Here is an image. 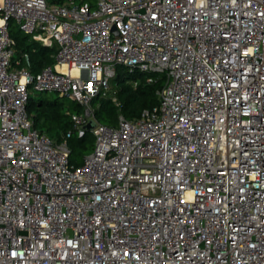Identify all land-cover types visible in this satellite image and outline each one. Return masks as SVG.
<instances>
[{
	"label": "built area",
	"instance_id": "2783aa9c",
	"mask_svg": "<svg viewBox=\"0 0 264 264\" xmlns=\"http://www.w3.org/2000/svg\"><path fill=\"white\" fill-rule=\"evenodd\" d=\"M10 21L54 63L20 66ZM119 68L164 83L108 126ZM47 91L81 108L60 141L28 112ZM0 264H264V0H0Z\"/></svg>",
	"mask_w": 264,
	"mask_h": 264
},
{
	"label": "trees",
	"instance_id": "16d2710c",
	"mask_svg": "<svg viewBox=\"0 0 264 264\" xmlns=\"http://www.w3.org/2000/svg\"><path fill=\"white\" fill-rule=\"evenodd\" d=\"M65 0H52L53 3H63ZM84 2L88 0H75ZM11 22V21H10ZM9 22V25H10ZM11 37L15 40V58L20 60V66H28L33 74L38 73L43 67L54 63V56L57 52L56 46L44 47L36 41H28L27 36L20 35L19 31L10 30ZM27 54V59L23 58V54ZM154 77L155 75L152 74ZM147 74L135 73L131 77H121L118 73L114 78L117 85L116 97L119 106H116L110 97H97L93 100L96 107L95 118L98 122L114 126L117 124L118 115L121 113L126 119L134 120L140 116L144 109L151 108L157 104L156 91L162 87L164 83L163 76L156 78L152 83H147ZM138 79L139 83L136 87L132 85V80ZM63 97V96H62ZM58 101L45 102L37 96H30L28 102V112L31 115L32 108L34 114L31 115L34 127L48 134L51 128L62 129V135L72 129L70 114L79 112L80 106L73 103L69 109H64ZM39 125L42 128H38ZM62 135L57 133L56 141L62 139ZM70 149L69 161L74 166H79L85 155L91 152L94 145V137L90 131L84 136L78 137L71 135L67 139Z\"/></svg>",
	"mask_w": 264,
	"mask_h": 264
},
{
	"label": "rangeland",
	"instance_id": "374dc122",
	"mask_svg": "<svg viewBox=\"0 0 264 264\" xmlns=\"http://www.w3.org/2000/svg\"><path fill=\"white\" fill-rule=\"evenodd\" d=\"M50 2H52V0H49ZM89 3L94 4L96 2V0H88ZM9 29L16 32L19 31L20 35L22 36H27L28 41H33L31 39V37L29 35L24 34L19 27L16 25V23L14 21L10 22L9 25ZM118 74L121 77H131L132 74L126 69V68H119L118 69ZM114 90H117V85L115 84L114 81L111 82V87L108 91V96H112L114 93ZM31 96H37L41 99H43L45 102H52V101H58L57 104H60L64 107V109H69V106H72L73 103H71V100L65 97H62L60 94L56 93V92H35L34 94H32ZM34 114V108H32V113L31 115ZM38 128H42L40 125ZM62 129H57V127L55 128H51L48 132L49 137H51L52 139L55 140L57 133H60V135H62ZM63 136V135H62Z\"/></svg>",
	"mask_w": 264,
	"mask_h": 264
},
{
	"label": "water",
	"instance_id": "95a60500",
	"mask_svg": "<svg viewBox=\"0 0 264 264\" xmlns=\"http://www.w3.org/2000/svg\"><path fill=\"white\" fill-rule=\"evenodd\" d=\"M95 127V122L94 121H90L88 124H87V129L88 130H91Z\"/></svg>",
	"mask_w": 264,
	"mask_h": 264
}]
</instances>
